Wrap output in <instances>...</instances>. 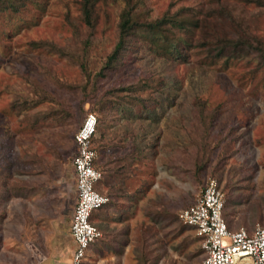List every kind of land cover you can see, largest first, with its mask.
Here are the masks:
<instances>
[{
    "label": "rangeland",
    "instance_id": "rangeland-1",
    "mask_svg": "<svg viewBox=\"0 0 264 264\" xmlns=\"http://www.w3.org/2000/svg\"><path fill=\"white\" fill-rule=\"evenodd\" d=\"M77 1L27 0L16 12H0V178L7 182V190L0 187V264H70L66 232L76 198L71 136L88 108L98 118L92 136L101 171L96 188L108 200L92 215L100 236L80 264H200L203 251L177 212L194 201L208 176L223 191L229 228L263 225L264 64L256 66V58L245 55L210 60L199 46L190 47L187 60L176 61L153 53L134 34L130 46L136 52L125 53L99 79V91L139 78L159 79L158 89L140 91L151 96L144 105L109 99V107L98 109L92 101L80 103L77 59L90 73L100 67L125 0H96L89 33ZM128 1L137 31L185 7L212 23L222 6L236 21L224 19L216 30L243 29L264 41V3ZM197 35L198 26L191 43ZM32 40L53 45L34 47ZM195 96L218 105L206 136ZM48 109L56 116L34 119ZM204 146L209 160L200 168ZM52 249L56 260L43 259Z\"/></svg>",
    "mask_w": 264,
    "mask_h": 264
},
{
    "label": "trees",
    "instance_id": "trees-1",
    "mask_svg": "<svg viewBox=\"0 0 264 264\" xmlns=\"http://www.w3.org/2000/svg\"><path fill=\"white\" fill-rule=\"evenodd\" d=\"M26 1L27 0H0V12H16L22 6H24ZM95 1L96 0L77 1L79 9V20L87 27V33L92 31L95 25ZM245 1H253L257 4L264 3L263 0ZM188 9L189 8L185 7L177 10L174 13H171V15L169 16L163 15L155 18L153 21H146L144 23L146 27L144 31H137L134 29L135 22L132 18V3H130L128 0H125L118 15L115 34L116 38L111 49L108 51L104 60L102 61L100 67L95 72L90 73L89 70L86 69L84 60L77 59V63L81 68L83 74V80L79 84V89L82 92L80 103L85 100L92 101L98 105V109L109 107L111 105V103L107 104L109 99L110 101H114L116 103L126 102L134 105H144L145 98L148 101L151 96H147L148 98L143 97L139 94L140 91H143L146 88H149V90L158 89V84H160L161 82L159 79L149 82L146 79L139 78L134 82H128L117 86L111 85L104 88L102 91H99V79L105 76V74L109 71L117 68L122 61L123 55H125V53H130V50L133 54L136 52L137 46H130V44H133L130 43V38L134 34L140 41L144 42L147 45L148 49H150L153 53L168 57L176 61L187 60L190 47L199 46L204 50V54L210 60H214L220 57H223L224 59L232 57L236 58L245 55L249 57H255L257 60L256 66L258 64H264V41L261 38L243 29H241L242 31H240L235 28L232 32H225V30L222 31L221 28H218V30L215 29V26H217L216 24L224 19L228 21L233 20V22L236 21V18L232 16L228 9L222 6L217 7L216 10L218 14H216L217 16L214 19H211L212 23L208 22L205 17H197L194 13L188 11ZM173 26H176V29ZM197 26L199 35H197L195 42L193 41L191 43L188 37L191 34H194V29ZM235 26L238 27V24H235ZM178 28H180L181 30ZM29 44L34 47L46 44L48 48L53 45L51 43H44L40 40H32L29 42ZM56 51L61 55L67 56L68 54H70L68 52H61L60 50ZM257 69L259 68L257 67ZM192 104L195 107L198 115V123H200V126L204 127L202 132L204 136H206L208 134V128L215 122V118L218 112V105L210 107L203 99H200L197 96L193 98ZM87 110L93 111L90 108L86 109L85 111ZM54 116H56V113L53 111V109H48L42 112L41 115L35 114L34 119ZM91 146L93 147L92 138ZM205 150L206 148L204 146L200 154L202 161L200 164H197V167H203L209 160L208 154H204ZM95 160L96 152L93 159V164L97 169H99L95 164ZM1 172L2 169L0 167V173ZM100 178L101 176L94 184L96 190H98L96 188V184L98 183ZM0 187L7 190V182L4 178H0ZM9 194L10 192L6 193L4 196L1 194V197L6 198ZM228 201L229 200H227V203ZM225 205L226 203L223 204V207ZM90 218H92V213L90 214ZM226 226L228 227V225ZM195 236L199 243L198 236ZM200 249L202 250L201 247Z\"/></svg>",
    "mask_w": 264,
    "mask_h": 264
},
{
    "label": "built area",
    "instance_id": "built-area-1",
    "mask_svg": "<svg viewBox=\"0 0 264 264\" xmlns=\"http://www.w3.org/2000/svg\"><path fill=\"white\" fill-rule=\"evenodd\" d=\"M96 123L95 112L87 110L72 134L74 152L70 163L76 198L68 226L74 241L70 264H80L89 243L100 236L90 214L108 200L106 194L94 187L101 176L93 164L95 151L91 146ZM223 204L222 189L216 178L208 176L194 201L177 212L178 219L199 238L203 251L200 264H264V224H256L250 231L243 227L229 229L222 216Z\"/></svg>",
    "mask_w": 264,
    "mask_h": 264
},
{
    "label": "crops",
    "instance_id": "crops-1",
    "mask_svg": "<svg viewBox=\"0 0 264 264\" xmlns=\"http://www.w3.org/2000/svg\"><path fill=\"white\" fill-rule=\"evenodd\" d=\"M11 195V194H10ZM13 195H18V196H22V194L21 193H14ZM94 211L95 210H93L91 213H92V215H93V213H94ZM91 219V218H90ZM92 222V221H91ZM66 235L69 237V239H70V241H71V248L73 249V247H74V241H73V239L71 238V235H70V233H69V227H68V232H66ZM94 241V240H93ZM72 249H71V252H72ZM56 251L57 250H53L52 249V252H51V254L50 255H47V256H45V255H43V259L45 258V257H47V258H52L53 260H56ZM71 254V253H70Z\"/></svg>",
    "mask_w": 264,
    "mask_h": 264
}]
</instances>
